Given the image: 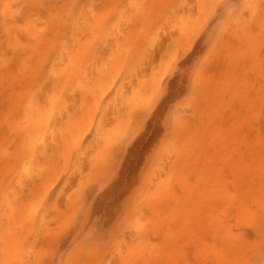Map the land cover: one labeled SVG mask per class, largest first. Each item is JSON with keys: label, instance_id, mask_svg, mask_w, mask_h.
Returning <instances> with one entry per match:
<instances>
[{"label": "rangeland", "instance_id": "1", "mask_svg": "<svg viewBox=\"0 0 264 264\" xmlns=\"http://www.w3.org/2000/svg\"><path fill=\"white\" fill-rule=\"evenodd\" d=\"M193 1L188 0L189 10L187 11L188 13L190 12L189 14L191 16H187L188 17L187 20L189 22L186 21V23H188V26H189L188 28L191 29V31H189V29L188 30L184 29L183 27L181 28L180 27L181 22L177 21L178 22L177 23L175 20L174 21L176 23L174 22V27H171V28L169 27V24H171L170 22H168L169 23L168 25L165 24L166 26L164 25V27L170 28L169 29L170 31L166 33L165 35L164 32H167L168 28L167 30H165L166 28L164 27L162 28V31H161L162 35L161 34L159 36L157 35V38L159 37V40L156 38L157 41L153 43V45L151 44L152 46L150 45L149 48L146 47L145 49L146 51L144 50L145 52H147L145 53V55L146 54L147 55L145 57L146 59L142 60L143 65L141 62L140 63L138 62V64L136 65L137 63L136 62L135 63L136 67L132 66L135 70L131 66L129 68L128 62L126 61V59H123V56H125L126 54V50L124 49L125 52L122 53L120 51L119 53V48L114 43L115 44L114 46L116 49H118V51L115 49L113 51L116 52L117 55L121 53L124 54L122 55V57L120 55L119 57H117V55L111 50L113 49L111 48L113 46V44H111L113 42L111 41L112 36L108 34L105 35V38H104L105 45L104 46L107 48V49L105 48L106 49L105 51L107 52L108 50V52H111L110 54H112V56L109 53L108 54L110 57L112 58L114 57V58L109 59L108 58L109 56H105L108 59L105 58L104 61L102 60L104 63L107 60L105 64L106 66L108 65V67H106L104 64V66L106 67L105 69L106 71L103 70L104 68H102V65H99L101 70L96 69L98 71H101L102 73L101 75L104 79L102 82H104L105 80L107 82L106 83L107 85L105 84L107 88H105V86L101 88L102 91L104 92L101 95H99L100 93H98V99H96V101L102 99L99 97V96L102 97V95L104 98H106V100L108 99V97L113 98L112 101H110L111 106L109 108V111L106 112V116L104 115V117L106 118L102 120L103 115L101 114L102 110L100 109H103L106 106L104 104L109 102V100L111 99H108L106 103L104 99H102V102L100 100L99 102H101V105L100 103H98L97 108H95L96 104L94 105L92 104V109L90 110V116L91 115L93 116L91 118V122L88 123L90 124L89 126L91 127L90 129H88L89 131H87L89 132L87 133L88 136H86L87 142H92V145L90 143L89 148L86 152L87 155L83 159V163H85L84 164L85 168L83 167V169L85 172L82 169L83 173L80 170L81 173L76 172L75 176L73 174L71 176L70 171L71 170L73 171L75 169L71 165L74 162V159L72 160V158L74 157L71 156L72 157L71 159L68 158L70 159L71 162L67 161L68 159L64 160L66 161V164L63 163L62 161L63 157L59 158V165L61 166V164L63 163V166H62L63 169H65L68 172L63 170L61 167V170H60L61 172L60 171L59 172L62 175L58 172L60 174V176L57 178L58 180H56V182L51 183V186L49 188V193H51L50 196L52 197L53 205L54 206L56 205L59 207L58 209H61V210H56V206H55L54 210L52 209L53 212L51 211V213L53 216L59 217L58 220H59V223L62 224V228L70 227V229L68 230L69 231L68 239H60V238L57 239L56 238V239H53L52 242H50L49 244H46L43 246L42 245L36 246L33 252L35 251L37 254L35 252L34 253L32 252L33 255L32 254H30L31 256L29 255V257L31 258V259L29 258L30 264H32L33 262H35L34 260H36V258L33 260V258L35 257L34 254L38 255L39 253L40 255H42V257L38 255L37 259L39 257L42 263L41 261H38V260L36 261L41 264H49V262L51 263L53 261L52 260L53 258L51 256L54 254H55L54 257L56 259L53 264H61L62 261L66 262L70 259L72 260L83 259L87 261V264H96V263L97 264H261V261H264V250H262L261 243H260L261 234L264 233V230H263L264 229V204L263 203L261 204V208H260V202H261L260 199L261 198L264 199L263 197L264 191H262V189L260 190V193H257L256 195H254L255 196L254 199L252 197L250 199V201H252V199L254 201L256 200L255 202L254 201L252 202L253 204L252 206H254L252 210L253 212L255 210L258 213L257 214L256 212H254V216L258 215L259 218H257L256 216L255 217L253 216V222L251 220L245 226H241L242 227L241 233L242 232L243 233L240 236L242 237L243 242L240 244L239 247L235 248V250L230 251V257H228L229 255L228 256L226 255V257H223L222 259L223 261L220 262L218 260L219 263L216 262L217 261L216 259H215L216 261H212L213 260L212 258H214V255L211 254V252L213 251L210 250L212 249V244H213V241H212L213 239L211 240L212 236L209 234H204V236L207 235L204 238L203 234L200 233L198 237L199 227L201 229V226H205L206 224H208L211 219L210 218L211 214L212 216H214L216 210H217L216 211L217 214L222 213L223 209L221 205L223 203L225 204L227 201V199H225V202H223L225 195L227 197L228 192H229V190L227 191L226 187L224 186H227V187L229 186V189H230V179H229L230 165H227L226 163V160L230 161V142H227L221 145L215 144V142H213V145H210L209 147L208 153L206 151L202 155H197L195 152L189 155L186 159V165H187L186 168L188 167V169L192 173H186L185 174L186 176H181L183 178L188 177L189 179L187 178L186 180V178L185 179L181 178V180L178 181V177L180 176L178 169H176L178 170L176 172L178 174L176 173L173 174V172H171L172 175L171 176L168 175L169 171H171L170 167L176 163L179 157H181L180 153H181V150H183V149H179L181 147V144L183 145L185 143L184 146H186L185 147L186 149L189 147L188 144L186 145V142L183 143L182 140H186L184 137L180 141L179 139H181L180 133L182 134V129L184 127L186 128L185 129L186 131L184 130L185 137L188 136V134L190 133V132L187 133L188 130L189 131L192 130V129L190 130L189 128L187 129V126L190 124L193 126L194 124H213V125L217 124V126L218 124H220L219 126L222 125L226 131L227 129H230V123L237 124L236 122H239V123H244L248 125L250 124L249 126L251 127V129L248 126L249 129L247 127V130H248L249 136L252 134L251 138L254 136L257 138L256 135L258 134V136H260L262 134V131H264V117H262L261 115V101L262 99H264V31H263L264 30V25H263L264 24V13L257 11L258 16L257 14H255L256 16L254 17L251 13L245 16L244 13L240 10H237L235 12H228V11L222 10L219 7L220 5H223L229 2L234 3V4L243 5L247 3L248 0H209L207 1V3H206V0L205 2H203L204 0L202 1L199 0L201 2L198 1V3H197V0H193ZM257 1L255 0V3H257ZM260 2L261 0L258 1V3ZM198 5H201V7ZM126 9H128L127 6H126ZM5 10L6 8L2 9V13L0 14V19L4 17ZM235 19L236 21L238 20V22H235L234 21ZM189 23L192 25H189ZM209 24H212L211 29L208 28ZM234 24L235 25L237 24V26H235ZM238 24L240 25V27ZM171 25L173 26V21ZM184 25H187V24L184 23ZM247 25L248 26L252 25L253 28L252 27L250 28V26L248 27ZM236 27L237 28L239 27L245 30V34H242V31H241V36L244 35L243 37H240V34H239L240 32L236 31L239 28L237 29ZM181 29L182 31L184 29L187 32H184V35H183L180 32ZM130 31L131 29L129 30V32ZM213 32H215L219 36V39L218 40L213 39L212 42L209 44L207 42L209 38L212 36ZM259 32H261L260 36L262 38L260 36H257ZM132 33L133 32H131V34ZM245 35H247V37H245ZM113 38H115V36H113ZM105 40L107 42H105ZM256 40H257V43H256ZM260 41L262 42L260 43ZM242 43L244 45H241ZM107 46H109L111 49ZM193 48H196L198 52L201 51V49H203L204 53H208L209 49H212V51L208 54L206 62L202 64L199 68L190 67L188 69V75L185 76L183 83L181 84L179 79H174L171 76V74L168 72V67H169L170 62H172L175 59L177 54L180 55V60L182 62L184 59L188 57V55L190 54ZM108 54L106 53V55ZM121 58L124 60V62H127V65L126 63L123 64L124 62ZM113 60H114V63H113ZM115 62H117L116 63L117 65L115 64ZM151 62H153V64ZM111 64L113 66H111ZM114 65H116L115 69H119V68L120 69L114 71ZM127 68H129V70L131 71H129ZM96 70L94 71L95 74H97ZM108 71L110 72V75L107 74ZM132 71H135V72H132ZM103 74H107V76L104 77ZM126 75L127 76L129 75V76L127 77ZM95 76H92V78ZM109 76H111L112 78H110ZM113 77H115L116 80ZM108 78L110 79L108 80ZM110 80L115 81L116 84ZM145 82L147 84L158 83V85L157 84L152 85L151 88L153 89L148 90L149 91L148 92L146 89H144ZM161 84L164 85L166 92L170 91V95H167L166 98L157 97V92L160 89ZM141 85L143 88H141ZM116 86L120 88L119 92H118L119 88L117 89ZM112 88L117 89V92L114 91V89ZM146 88L148 87L146 86ZM108 89L109 91H107ZM138 90L140 91L138 92ZM152 91L153 93H151ZM73 99H75V97ZM161 100H163V104L161 103ZM108 107H105V108L108 109ZM93 108L94 110L97 109L98 111H92ZM113 111H115V113H113ZM119 111L123 113L121 114L122 116L119 115L120 114ZM146 111H150L156 115V119L151 121L150 125L148 126L147 134L146 135L137 134L134 139V146L132 147H128L127 145H124V142L128 139V137L132 136L133 133L136 131L137 123L140 120L141 116ZM108 112L109 114L107 115ZM116 115H119L120 119L121 117L123 118L122 124L124 123L126 126V127H123L124 130H122L123 125L120 126L121 127L120 129H118L119 128L118 126L121 123L119 124L117 119L114 120L115 117L118 118V116ZM95 116L97 117V119ZM101 120L104 121V123L102 122L103 125L102 124L101 125L104 127L107 126L108 129H110L108 130L106 127V129L104 128L105 130H102L101 132L102 135L104 136V137L103 136L101 137H103V139L106 142H104V140L99 139L100 135L98 131L102 129L101 128L99 130V127H100L99 124L101 123ZM125 121L127 123H125ZM116 123H118L119 125H117ZM183 124H185L184 127L182 126L183 128L179 126ZM116 127H118L117 131L121 130V133H118L119 131L117 133L116 131H114ZM0 128L2 129V131L0 129V133L2 132V134H0V186L2 187V188L0 187V264H10V263L13 264L11 260L12 259L14 260V257L17 255L13 254L11 256L10 255L11 252L8 253V249L9 247L11 248V250L14 249L15 248L14 245H16L14 241V239H16L15 237H17L18 239L22 235L21 226H20L21 223L19 224V222L21 221L18 219V215H17L18 220L15 221V218H16L15 215L21 210H23L24 208H26L27 206H28L27 207L28 209H24V210H29L31 208L32 204H29V205L26 204L27 205L26 206L23 204V202H20V201L21 199L23 200L24 195L25 197H27L28 193H30L32 190H30L31 188L29 187L22 188V190H20L21 188L19 186H16L17 183L15 180L13 182V180L10 181L11 180L10 178H9L10 180L8 179L6 172H8L7 167H8L9 160L12 158L11 156H13V154L18 155L20 154L21 150H24L25 145L23 146L21 143H24L23 140H25V143L28 141V135L26 137V134L28 133L26 132V134L23 135L25 133L23 131V134H21L22 132H20L19 129L15 125L12 126V124L11 125L10 124H0ZM97 128H98V131H96ZM254 128L257 130L259 129V130L257 131ZM125 129H126V132H125ZM106 130H108V133L110 134H107ZM96 132L98 133V135ZM258 132H260L261 134ZM21 135L23 136L22 139L21 137H19ZM222 136L224 137L225 135H222ZM106 137L107 138L112 137V139L114 137L115 140L113 139L114 140L113 141V140L107 139ZM95 138L99 139V142L100 140L103 141V143L105 144L101 143V146H100L99 145L100 143L98 144L97 143L98 140L96 141ZM92 140H94L95 143H93ZM109 140L112 142H109ZM221 140H224V139H221ZM253 140L254 139L252 138V141ZM121 141L122 143H120ZM26 145L30 147L28 143ZM122 145L124 146V150L120 151L119 149L122 148ZM174 145H176L177 147H175ZM106 146L109 148H107ZM252 146L255 151L259 150L258 145L256 146L252 144ZM90 147L92 148L91 150H89ZM17 148H20V149L17 150ZM98 148H100L101 150ZM112 148L114 150H112ZM216 150H218V153H219V156L217 159H215L213 156V153L215 154ZM74 151H76V149ZM74 151L70 154L76 155ZM61 152L65 153L66 151L61 150ZM177 153H178V156H177ZM225 153L228 156H225V159H224L223 155H225ZM9 154H11V156ZM170 156L172 157L170 158ZM89 157L91 158V160ZM8 158L10 159L8 160ZM252 161L250 163H252ZM114 163L116 164L115 171H113V167H111L113 166ZM252 165L254 167V163ZM167 166L168 167L170 166L169 167L170 169L169 168L167 169ZM69 167L70 168L72 167V169L69 170L70 169ZM201 167L206 168V169L218 168V169L223 170V172L225 173V176L223 174L225 178L221 176V178L219 177L216 179L213 176H210V174H208L210 177H212L210 178L208 176L209 179L211 180L213 179V183L216 181L219 185L220 183H223L222 185H224V186L220 185L221 187L220 186L218 187L216 183L217 187H215V189L218 188V191L221 190V191L227 192V193L223 192L225 195L222 194V192L221 193L219 192L220 194L224 195L223 197H221L223 201L220 203L222 204H219V201H221L219 200L218 204L220 206L219 205H217L216 207L213 206L216 210L212 207V209H214L215 211L213 210L214 213H211V214H209V212L212 210V209L210 210V207H209L212 204L210 202H209L210 203L209 205H208V202H206L207 203L206 205H203L205 206V208H203L201 206L202 204H200L199 205L200 207H198L197 209V205L200 201L201 202L203 201L202 203L205 202L203 200V196L201 197V195H204L205 193L204 190H206V192L207 190L213 191L212 189L214 188V187L211 188L213 184L212 181L209 183L210 180H208L207 178H204V177H207V175L202 176V178L200 177L201 175L198 176L199 178L196 177L197 176L196 173L197 171H199ZM62 170L64 171V173ZM193 172H196V173L194 174ZM96 173H99L100 175L102 174V176H99V174H96ZM68 174L71 177L73 176L74 177L73 179H71L70 183H67L68 184L67 186L66 179L70 178ZM199 174L200 173H198V175ZM258 175L259 177L257 180L262 181L261 184L263 185V188H264V184H263L264 174L263 175L258 174ZM5 176L7 177V181H6ZM167 178L168 180L170 179L169 181L172 182L173 188H176L174 196L176 195V193L177 195L176 197L173 196V200L176 199V201L175 202L172 201L171 203V200H172L171 198L170 200L164 203L163 201H161L162 203L158 205L159 201L157 202L156 200L160 199L161 194H162L161 192L166 191L164 190L165 187L163 188L164 185L162 186L161 184L164 181L166 182L165 179ZM200 179L201 180L203 179L202 180L203 183L206 182L205 187L201 186L203 185V183H201ZM219 179L222 180L223 182L220 181ZM205 180H208V181H205ZM228 180L229 182H227ZM160 182L161 184L159 185ZM1 184L6 185V187L2 186ZM12 184H15L16 188L14 187V185L12 186ZM165 185H168V184H165ZM158 186L159 187L161 186L163 188V191H162V188L160 189L158 188ZM208 186H210L211 189ZM186 187L188 188V191L187 189H185ZM203 187H204V190H203ZM206 187H208V189H205ZM200 189H202L201 192L203 194L199 192ZM14 193L15 195L16 194H20V195L13 196ZM60 193L62 196H60ZM157 193L159 194V196H157L158 195ZM210 193L212 194V192ZM210 193L209 195H211ZM213 193L215 194L216 192H213ZM6 194H9V195H7L6 197ZM21 194L23 195V197ZM195 194L196 196H198L197 194L199 195L201 194L200 195L201 199L199 202H198L199 199L197 200L199 196L196 197ZM217 194H215V196ZM58 195L60 196V198ZM184 195L187 197L190 195L192 199L191 197H188L189 200L185 199L187 202L183 201V199L186 198L184 197ZM206 196H207V193L204 196V199L208 197ZM215 196L213 197L210 196L211 198L210 197L208 198L213 202L214 200L213 198L218 199L220 195H218V197L217 196L215 197ZM53 197L55 198L53 199ZM259 197L261 198L259 199ZM14 198L16 199L14 200ZM263 199L261 200L264 201ZM14 201H16L17 203ZM183 202L184 203L186 202V204L187 203L188 204L185 206ZM20 203L21 205H19ZM72 203L75 206L74 209L76 211L73 210V207H74L73 206L72 210L70 212L69 211L67 212L66 211L68 210L67 204L69 205L71 204L70 206H72ZM82 203H83V206H82ZM195 203L197 204L195 205ZM256 203L259 204L258 207L256 206L257 205ZM35 204L36 202L34 203V205ZM8 205H10L11 208ZM32 208H35V206ZM205 210H207L208 213L205 212ZM200 211H202L201 212L202 214L200 213ZM11 212L12 213L14 212L16 214L14 215ZM168 213L169 215L171 214L172 216V217L170 216L171 219L176 220V218H180V219L183 218V220H181L182 222H178V221L173 222V220L171 222H167V217H168V221L171 220L169 218ZM204 213L206 214L204 215ZM10 214H12L14 220ZM185 216H186L187 221L184 220ZM144 217L146 220L151 219L153 221H156L158 224V228L156 229L157 234L160 231H162V233L160 232L161 234L159 233V235H155L156 237L153 236L150 239L151 241L150 240L147 241L148 244H145V243L139 244L138 241L140 240V237L137 235L136 223L140 218L141 220L145 222L146 220L143 219ZM197 217H199L200 219L199 222H197L198 220ZM84 221H86L87 227H86V230L84 231L86 233L84 234L83 232L82 234V232L79 229H81L80 224L84 223ZM184 221H186V223ZM14 222L15 223L18 222L17 225ZM163 223L164 224L166 223V224L164 225ZM196 223H198L199 226ZM202 223L203 225H200ZM254 223H256L257 225ZM52 225L54 227V224ZM174 226L177 228V231L174 233V235H170L175 231ZM179 227L181 228L180 231L182 230L181 232L179 231ZM56 228L52 229L50 232L56 233V230H57ZM92 231L94 234V235L92 234L93 236H91ZM163 231L164 232L166 231L164 235H163ZM167 232H169L168 235H166ZM18 233H20V235H18ZM87 233L91 237H89ZM78 237H81V238H78ZM202 237L204 239L200 240V238ZM87 239H88V242L86 241ZM80 240H82V243H80ZM101 242H103V245L101 244ZM207 243H208V246H210L208 247L210 249L206 248ZM10 244L11 245L13 244V248L9 246ZM82 245H85V247L84 246L82 247L84 248L85 252L79 253V249L81 248ZM203 245L205 246L203 247ZM6 248H7V255L5 253ZM82 248L81 250L83 251ZM12 253H14L13 250H12ZM225 254H229V253H227L226 251L224 252V256ZM8 255L10 256L8 257ZM43 256L46 258L41 259L43 258ZM49 257L51 259H48ZM246 259H247V262H246ZM16 261L15 262L13 261L14 264H17ZM37 262L33 264H38Z\"/></svg>", "mask_w": 264, "mask_h": 264}, {"label": "bare ground", "instance_id": "2", "mask_svg": "<svg viewBox=\"0 0 264 264\" xmlns=\"http://www.w3.org/2000/svg\"><path fill=\"white\" fill-rule=\"evenodd\" d=\"M198 1L199 0H197V3H198ZM201 1H199V2H201ZM207 1H209V0H206V3H207ZM258 1H257V4H259ZM203 2H205V0ZM203 2H202V4H203ZM40 4H53V5H55V4H69V5L75 4V5H81L83 7L82 8H76V9H71V8L58 9V8L34 7L35 5H40ZM99 4H106V5H110V6H119V7H110L107 10L106 21L102 24H98V23H93L90 20V18H89L90 12L88 10V6L89 5H99ZM126 6L128 7V9H126ZM198 6L201 7V5H198ZM188 7H189L188 0H108V1H106V0H0V14L2 13V9L6 8L5 13H4V17H2L0 19V124H10V125L12 124V126L15 125L19 129V131L22 132L21 134H23V131L25 132L23 135H25L26 132L28 133V134H26V137L28 135V141L25 143V140H23V142L25 144L21 143L23 146L25 145V148L22 146L24 148V150H21L20 154H18V155L12 153L13 156H11V154H9L12 158L11 159L8 158V160L9 159L10 160H9V163L7 161V163H8L7 171L8 172H6V173H7L8 179L9 178L11 179V180L9 179L10 181H12V180H13V182H14V180L16 181V183H17L16 186H19L21 188L20 190H22V188H26V187H29V188H31L30 190H32L30 193H28L27 197H25V195H24L23 200L22 199H21V201L19 200L20 202H23L24 205H26V204L27 205H29V204L34 205V203L36 202V204L34 205L35 208H32L34 206L31 205L32 209L29 207L30 208L29 210H24V209H28L27 208L28 206L26 205L27 206L26 208L21 210L23 208L22 207L20 209L21 211L19 210L20 211V212H18L19 214L11 212L14 215L16 214L15 215L16 216L15 221L18 219L21 221V222H19V224L21 223L20 226H21V234H22L20 238L17 239V237H15L16 239H14L15 244H16V245H14L16 249L15 248L12 249L14 251V253H12V250L9 247V246H11L13 248V244L12 245L10 244L9 246L7 245L9 247V249L11 250L10 251L8 249V253L11 252V254H10L11 256L13 254L17 255V256H15L17 259L13 256L14 260L13 259L11 260L13 264L16 260H17L16 261L17 264H30L29 263V261H30L29 255L32 254V252L36 246H39V245L43 246V245L49 244L50 242H52L53 239H56V238L57 239H59V238L60 239H68V235H69L68 230L70 229V227L62 228V224H60L59 220H58L59 217L53 216L51 213V211L53 212L54 207L56 205L55 206L53 205V200H52V197L50 196L51 193H49V188L51 186V183L56 182V180H58L57 178L61 174L60 173L61 167L63 166V163L66 164V161H64V160H66L68 158L71 159L72 158L71 156L74 157V158H72V160L74 159V162H73L74 166H73V164H71V165H72V167L75 168V169L73 168L74 169L73 171L71 170L72 167L71 168L69 167L70 169L68 168L69 170H71L70 171L71 176H72V174L75 176L76 172L78 173V172H80V170L82 172V169H83L84 164H85V163H83V159L87 155L86 152L89 148L90 143L92 145V142H87V137H86V136H88L87 133H89L87 131H89L88 129H90V127H91V126H89L90 124H88V123L91 122V118L93 116V115L90 116V110L92 109V104L93 105L96 104L95 108H97L98 103H100V105H101L102 99H104L105 103H106V101H108V99H111V100H109V102H107L109 107H108L107 103L104 104V105H106L105 107H108V109H106L104 107L106 110L103 108L105 110V112L103 109H100V110H102L101 114L103 115L102 120H104L106 118V117H104V115L106 116V112L109 111V108L111 106L110 101H112L113 98L108 97V99L106 100V98H104L102 95V97L99 96L100 98H102V99L99 98L101 100V102H99L100 100L96 101V99H98V93H100L99 95H101L104 92V91H102L101 88H103V86H105V88H107L106 87V85H107L106 80L104 81L105 83L102 82L104 79L101 75L102 74L101 71L96 70V69H100L99 65H102V68H104L103 69L104 71H106L105 69H106V67H108V65L106 66V64H105L107 62V60L105 63L103 62L104 59L107 58L105 56H109V54L111 53V52H108V50H107V52L105 51L107 49L104 46L105 45V43H104L105 35L108 34V35L112 36L111 41H113L112 43L109 41L111 44H113V46L111 47L113 49H111L109 46H107V47H109L112 51L114 49L118 51V49H116L114 46L116 44V46L119 48V53H120V51L123 53L126 50V54H125V56H123V59H126V61L128 62L129 68H130V66L136 67L135 66L136 62H137L136 63V65H137L138 62L142 63V60L146 59L145 58L147 55V54L145 55V53H147V52H145L146 47L149 48L151 44L153 45V43H155L157 41L156 40L157 35L158 36L160 34L162 35L161 31H162V28L164 27L165 24L168 25L169 24L168 22H170L172 24V21H173V26L171 24H169V27L171 28V27H174V22L178 21V22H181V26L179 25L181 28L183 27L184 29H187V30L189 29L188 23H186V21L189 22L187 20L188 19L187 16H191L189 14L190 12L188 13V11H187V10H189ZM192 10H193V8H192ZM259 14H260V12H259ZM54 16L58 17V19H56L55 21L53 19ZM113 16L115 17L114 19L112 18ZM257 16H258V14H257ZM256 18H258V17H256ZM234 21L238 22V20L236 21V19ZM183 22L187 25H184ZM189 25H192V24L189 23ZM235 26H237V24ZM249 26H250V28L252 27V25H249ZM239 27H240V25H239ZM160 28H161V30H160ZM164 28H166V27H164ZM167 28L165 30H167ZM170 28H168L167 32H164L165 35H166V33H168L170 31L169 30ZM130 29H131V31L129 32ZM184 29H183V31H182V29L180 31L183 35H184V32H187ZM239 29L236 31L240 32L239 33L240 37H243L244 35L241 36V31H242V34H245V30L242 28H239ZM124 30L125 31L128 30L127 31L128 33L125 32ZM189 31H191V29H189ZM256 31H258V30H256ZM107 32H109L110 34ZM131 32H133V33L131 34ZM260 33L261 32H259V34L257 36H260L261 35ZM246 34H248V33H246ZM113 36H115V38H113ZM245 37H247V35H245ZM179 38H181V37H179ZM157 39L159 40V37ZM106 40H105V42H107ZM114 40H115V42H114ZM177 40H178V38H177ZM261 42L262 41H260V43ZM256 43H257V40H256ZM241 45H244V44L242 43ZM245 47H247V46H245ZM122 49L123 50L125 49V50L123 51ZM106 53L107 54L109 53V54L106 55ZM114 53L116 54V52H114ZM122 53L119 54L121 57H122V55H124ZM245 53H247V52H245ZM256 53H258V52H256ZM110 55L112 56V54H110ZM119 55H117V57H119ZM117 57H115V58H117ZM108 58L113 59L114 57L112 58L109 56ZM136 59H137V61H136ZM117 62H115V64ZM123 62H124V60H123ZM127 62H124L123 64L126 63V65H127ZM153 62H151V63L153 64ZM99 63H101V64H99ZM113 63H114V60H113ZM104 64L106 67L104 66ZM109 65H110V63H109ZM116 65H114V71L120 69V68L115 69ZM142 65H143V63H142ZM111 66H113V65L111 64ZM110 67H109V69H110ZM129 68H127V69L129 70ZM95 70H96L97 74H95V72H94ZM109 71L107 73L108 75H110ZM129 71H131V70H129ZM132 72H135V71H132ZM93 74H95L96 76ZM107 74H103V76L105 77V76H107ZM92 76H95V77L92 78ZM130 76H131V74H130ZM109 77L112 78L111 76H109ZM110 78H108V80ZM113 78H115V77H113ZM115 80H116V78H115ZM110 81H112V80H110ZM112 82L115 83V81H112ZM146 82L144 83V85H145L144 89H146L147 91L150 89H153V88H151L152 85H156V84L158 85V83L147 84ZM146 86L149 89L146 88ZM111 87H112V85H111ZM122 87H123V85H122ZM114 88H112V89H114ZM118 88L119 87H117V89ZM141 88H143L142 85H141ZM117 89H114V91L117 92ZM119 90H120V88L118 89V92H119ZM107 91H109V89ZM139 91L140 90H138V92ZM105 93H106V91H105ZM151 93H153V91ZM74 97H75V99H73ZM105 97H106V95H105ZM100 110H99V112H100ZM117 110H115V111H117ZM92 111H98V110L97 109L94 110V108H93ZM115 111H113V113H115ZM119 112H118V114H119ZM108 114H109V112L107 113V115ZM121 114H123V113L120 112L119 115H121ZM119 115H116V116H118V118L115 117V119H114V117H113L114 120L117 119L119 124L121 123L120 125L118 123H116L117 125H119L118 126L119 128L116 127V129H114V131H116V133L119 131V130L117 131V128L118 129L121 128L120 126L123 125L122 128L126 127L124 123L122 124L123 118L121 117V119H120ZM123 117H124V115H123ZM235 117H236V115H235ZM128 118H129V116H128ZM96 119H97V117H96ZM118 119H120V120H118ZM102 120H101V123L99 124L100 127L98 126L99 130L101 128L102 129L100 131H98V128H97L96 131H98V133L100 135L99 139L104 140L103 139L104 136L102 135L101 132H102V130H105L107 126H105V127L102 126L103 125L102 122L104 123V121H102ZM92 122H93V120H92ZM231 122H232V120H231ZM125 123H127V122L125 121ZM236 123L237 124L230 123V129H227V131L225 130V128L222 125L219 126L220 124H218V126H217V124L216 125L215 124L214 125L213 124H194V126L190 124L191 126L188 125L189 127L187 126V129L189 128L190 130L191 129L192 130L191 131L188 130L187 133H189V132L190 133L186 137L184 134L186 131L185 130L186 128L184 127L185 124L179 125L181 127L182 126L184 127V128L182 127L183 128L182 134H184V135H182L180 133L181 139H179V137H178V139L180 141L184 137L186 140H182V141H183V143L186 142V145L188 144L189 147L186 149L185 148L186 146H184L185 143L183 145L181 144V147L179 148V149H183V150H181V153H180L181 157H179V159L176 161V163L174 161L175 164L173 163L174 164L173 166H171V167L169 166L171 168V171H169V174L167 173L169 176H171L172 175L171 172H173V174H175L179 170L178 172L180 173L179 174L180 176L178 177V181L181 180V178L185 179L186 177L183 178L181 176H186L185 175L186 173H192L188 169V167L186 168V166H187L186 165V159L189 155H191L192 153H195V152L197 155H202L206 151L208 153L209 147H210V145H213V142H215V144H220V145L225 144L227 142H230V161L226 160L227 165H230V173H229L230 174L229 175L230 189H229V186L227 187V186L222 185L223 183H220L221 186L226 187L227 191L229 190L227 197L223 193L226 191H221V190L218 191V188L215 189V187L220 186L215 181V179L219 178V177L221 178V176H223V174L225 176V173L223 172V170L218 169V168L206 169V168L201 167L199 169V171H197V173L193 172L194 174L195 173L197 174V176L195 175L196 177L201 175L200 177L202 178V176L207 175V177H204V178H207L208 180H210L209 183L211 181L213 183V179L212 180L209 179L208 174H210V176H213L215 178L214 179L215 182L212 184V186L209 184L211 186V188L214 187L212 189L213 191L207 190V192H206V190H204V187H205V183H206L205 181H208V180H205L204 181L205 183H203V181H202L203 179L202 180L200 179L201 183H203V185H201V186H204L203 190L205 191L204 195H201V194L200 195H201V197L203 196V200L205 202L202 203L203 201L202 202L200 201V199H201L200 195L197 194L199 196V198H197V200L199 199L198 202L199 201L201 202V203L197 202L198 203L197 209H198V207H200L199 206L200 204H202L201 206L203 208H205V206H203V205H206L207 204L206 202H208V205L210 203H212L209 206L210 210H211L213 206L216 207L217 205L222 204L220 202H222L223 200H224L223 202H225V199H227L226 203L225 204L223 203L222 204L223 206L221 205V207L223 209L222 213L217 214L216 213L217 210L213 207L216 211L214 209H212L209 212V214L214 213L213 212V210H214L215 211L214 216H212V214H211L210 222L208 224H206L205 226H201V229L199 227V230H198V237H199L200 233H202L203 236H204V234H209L212 236V238H211V240L213 239L212 240L213 241L212 249L208 248V247H210V246H208V243H207L206 248L210 249L211 251H213L215 253L214 254L213 252H211V254L214 255V258H212L213 259L212 261L217 260L216 262H218V263H219V261L220 262L223 261L222 259H223V257H226V255L227 256L229 255L228 257H230V251L235 250V248L239 247L240 244L243 242V239L240 236L243 233V232L241 233V229H242L241 226H245L251 220L253 222L254 212H256L255 210H254V212L252 210V208L254 207V206H252L253 205L252 202L254 201L253 199L255 197L254 195H256L257 193H260L261 189H262V191H264L263 185L261 184L262 181L257 180L259 177L258 174H260V175L264 174V164H262V157H261V151H262V149H261V135L258 136V134H257L256 135L257 138L254 136L256 139L254 137H252L255 140V141L254 140L252 141V138H251L252 134L249 136V133L247 130V127L250 124L248 125V124L239 123V122H236ZM249 127H248V129H249ZM95 128H96V126H95ZM113 128H111V129H113ZM107 129H108V127H107ZM250 129H251V127H250ZM108 130H110V129H108ZM108 130H106L107 134H110V133H108ZM122 130H124V128ZM252 130H253V128H252ZM255 130H257V129H255ZM1 131H2V129H1ZM260 131H261V129H260ZM125 132H126V129H125ZM98 133H97V135H98ZM118 133H121V130ZM258 133H260V132H258ZM0 134H2V132ZM127 134H129V133H127ZM222 135H225L224 137H226L227 140ZM101 136H103V137H101ZM19 137H21V139L23 138L22 135ZM123 138H124V136H123ZM99 139L95 138L96 141L98 140L97 143L98 144L100 143L99 145L101 146V143H103V141L100 140V142H99ZM107 139L113 140L114 137H113V139H112V137L107 138ZM221 139H224V140H221ZM110 140H109V142H112ZM92 141H93V143H95L94 140H92ZM182 141H181V143H182ZM104 142H106V141L104 140ZM27 143H28V145H30V147L26 145ZM120 143H122V141ZM98 144H96V145H98ZM103 144H105V143H103ZM252 144H254L256 146L258 145L259 150L255 151ZM117 145H119V144H117ZM174 146L177 147L176 145H174ZM183 146H184V148H183ZM91 147L89 150L92 149ZM107 148H109V147H107ZM113 148H112V150H114ZM117 148H119V147H117ZM18 149H20V148H17V150ZM75 149H76V151H74ZM98 149H100V148H98ZM61 150L66 151L67 154H66V152L62 153ZM119 150L121 151V149H119ZM73 151H74V153H76V155L70 154ZM169 152H171V151H169ZM65 154H66V156H65ZM115 154H116V152H115ZM115 154H114V156H115ZM64 156H65V158H64ZM99 156H101V155H99ZM177 156H178V153H177ZM213 156L215 159L218 158V156H219L218 150L215 151V154L213 153ZM225 156H228V155H226V153H225V155H223L224 159H225ZM62 157H63V159H62L63 163L60 166L59 165V158H62ZM171 157L172 156H170V158ZM70 159H68L67 161H70ZM90 160H91V158H90ZM99 160H101V159H99ZM251 161H252V163H250ZM70 162H69V164H70ZM98 163H99V161H98ZM253 163H254V167L252 165ZM67 164H68V162H67ZM109 166H111V165H109ZM111 167H113V166H111ZM169 167L167 166V169ZM62 169H63V167H62ZM176 169H178V170H176ZM63 170H65V169H63ZM83 171H84V169H83ZM92 171H93V169H92ZM66 172H68V171H66ZM63 173H64V171H63ZM99 173H96V174H99ZM198 173H200V174L198 175ZM176 174H178V173H176ZM71 176H70V178L66 179V184L70 183L71 179H73L74 176L73 177H71ZM99 176H102V174L101 175L99 174ZM189 176H191V175H189ZM224 176H223V178H225ZM173 177H174V175H173ZM168 178L165 179L166 182L164 180H162L164 182L161 181L162 184H161V182L159 183V185L160 184L162 186L164 185L163 188L165 187L164 190H166V191H163V188L161 186L160 187L158 186V188H160V189L162 188V191L164 192V193L161 192L162 194H161L160 199L156 200L157 202L159 201L158 205L160 203H162L161 201H163V203H164V202H167L168 200H170L171 198H172L171 203H172V201L173 202L176 201V199L173 200V196L175 194L176 188H173L172 182L169 181L171 179V177L169 180H168ZM187 178H186V180H187ZM210 178H212V177H210ZM223 178H222V180H223ZM186 180H184V181H186ZM222 180H220V181H222ZM6 181H7V177H6ZM167 181H168V183H167ZM227 182H229V180ZM216 183H217V186H216ZM165 184H168V185H165ZM224 184H226V183H224ZM1 185L6 187V185H3V184H1ZM13 185L16 188L15 184H12V186ZM67 186H68V184H67ZM210 186H208V187L210 188ZM208 187H206L205 189H208ZM67 189H68V187H67ZM185 189H187V191H188L187 187ZM221 189H223V188H221ZM201 190L202 189L199 190L200 193H202ZM215 190H217V191H215ZM208 191H209V193L212 192V194L210 193L211 195H209ZM9 192H11V191H9ZM76 192H78V191H76ZM189 192H190V190H189ZM213 192H216L215 194L218 193L216 195L217 197H218V195H220V196L218 197V199L213 198L214 200L212 202L208 197L215 196V194ZM219 192L220 193L222 192V194L225 195V198L223 200L221 197H223L224 195L220 194ZM206 193H207L208 197L206 196L207 198H205L206 199L205 200L204 196L206 195ZM261 193H263V192H261ZM10 194H12V193H10ZM7 195H9V194H6V197H7ZM16 195H20V194H16ZM16 195H15V193L13 194V196H16ZM176 195H177V193H176ZM176 195L174 197H176ZM185 195H184V197H186V198H184L183 201H186L185 199L189 200L188 197H191V196L189 195L187 197ZM10 196H12V195H10ZM60 196H62L61 193H60ZM60 196H59V198H60ZM157 196H159V194ZM195 196H196V194H195ZM198 196H196V197H198ZM22 197H23V195H22ZM251 197L253 198L252 201H250ZM20 198H21V196H20ZM54 198L55 197H53V199ZM260 198L261 197H259V199ZM15 199L16 198H14V200ZM191 199H192V197H191ZM261 199H263V198H261ZM261 199H260V201H261L260 202V208H261V204L262 203L264 204V201H262ZM219 200H221V201H219ZM218 201H219V204H218ZM14 202H16V201H14ZM69 202H70V200H69ZM186 202L185 203L183 202L185 204V206L188 204V203L186 204ZM188 202H190V201H188ZM74 203H76V202H74ZM197 203H195V205ZM23 204H22V206H23ZM256 204H257L256 206L258 207L259 204L258 203H256ZM19 205H21V203ZM70 205L67 204V209H68V210H66L67 212L68 211L70 212L72 210V207L74 206L73 203H72V206H70ZM8 206L10 207V205H8ZM82 206H83V203H82ZM58 208L59 207L56 206V210H61ZM74 208H75V206L73 207V210H75ZM16 209H14V210H16ZM201 212L202 211H200V213ZM205 212H207V210H205ZM12 214H10V215L12 216ZM205 214L206 213H204V215ZM17 215H18V219H17ZM168 215H169V213H168ZM170 216H171V214L169 215V218L171 219L172 216L171 217ZM145 217L143 218L144 220H146ZM256 217L259 218L258 215ZM12 218H13V216H12ZM184 218H185L184 220H186V216ZM197 219H198L197 222H199V220H200L199 217H197ZM13 220H14V218H13ZM172 220H173V222H175V221L182 222L181 220H183V218L182 219L176 218V220L171 219L170 221H168V217H167V222H171ZM186 221H184V222L186 223ZM163 222H164V220H163ZM254 222H256V221H254ZM17 223L18 222H16L15 224L17 225ZM52 224H54V227ZM196 224L199 226L198 223H196ZM254 224H256V223H254ZM80 225H81V227H80L81 229H79V230L83 234V232L86 230L87 223H86V221H84V223H82ZM167 225H168V223H167ZM200 225H203V223ZM10 226H12V225H10ZM262 227H261V229H262ZM54 228L57 229L56 233H51L50 231ZM157 228H158V224L156 221L149 219V220H146L144 222L140 218L136 223L137 235L140 237V240L138 241V243L139 244H143V243L148 244L147 241L150 240L153 236L159 235L160 232L162 233V231H160L158 229L160 232L157 234V230H156ZM169 229H170V227H169ZM180 229L181 228L179 227V231H180ZM176 231H177V228L175 227V231L173 233L171 232L172 234H170V235H174V233ZM169 232H167L166 235H168ZM85 233L86 232H84V234ZM164 233H166V231L165 232L163 231V235H164ZM92 234H93V231L91 232V236L94 235V234L93 235ZM18 235H20V233H18ZM80 235H81V233H80ZM13 236H14V234H13ZM91 236L89 235V237H91ZM205 236H207V235H205ZM205 236H204V238H205ZM7 238H8V236H7ZM78 238H81V237H78ZM204 238L202 237V238H200V240L204 239ZM86 241L88 242V239ZM8 243H10V242H8ZM80 243H82V240H80ZM89 245H90V243H89ZM83 246L85 247V245H82L81 248ZM204 246L205 245H203V247ZM81 248L79 249V253H81V252L84 253L85 252L84 248H82L83 251L81 250ZM5 250H6L5 253L7 255V248ZM99 250H101V249H99ZM228 250H229V252H228ZM226 251L229 254H225V256H224V252H226ZM36 254H34L35 257L33 258V260L36 258V260L41 261L39 259V257L37 259V256L39 255L40 257H42V255H40V253L38 255H36ZM47 254H48V252H47ZM52 254H54V253H52ZM10 255H8V257ZM54 255L51 256L53 258L52 259L53 261L51 262L52 264L54 263V261L56 259L54 257ZM48 256H49V254H48ZM13 257H11V258H13ZM44 258H46V257L43 256V258H41V259H44ZM48 259H51V258L49 257ZM36 260H34V261L37 262ZM35 262H33V263H35ZM246 262H247V259H246ZM41 263H42V261H41ZM41 263H38V264H41ZM51 263L49 262V264H51Z\"/></svg>", "mask_w": 264, "mask_h": 264}, {"label": "snow or ice", "instance_id": "3", "mask_svg": "<svg viewBox=\"0 0 264 264\" xmlns=\"http://www.w3.org/2000/svg\"><path fill=\"white\" fill-rule=\"evenodd\" d=\"M34 7L39 8H58V9H64V8H82L81 5H69V4H40L35 5ZM110 7H119V6H110L106 4H99V5H89L88 10L90 12V20L93 23L102 24L106 21L107 18V10ZM222 10L228 11V12H235L237 10H240L244 13L245 16H247L249 13H251L253 16L257 13V11H260L264 13V0H261L259 4L255 3V0H248L247 3L243 5L234 4V3H225L223 5L219 6ZM115 18L114 16L112 17ZM54 21L58 19L57 16L53 17ZM214 23V21H213ZM208 28H212V24L208 25ZM213 39L218 40L219 36L213 32L212 36L209 38L207 43H211ZM212 51V49L208 50V53H204L203 49L201 51H197L196 48H193L188 55L186 59H184L182 62L180 60V55L177 54L175 59L170 62L168 67V72L171 74V76L174 79H179L181 84L183 83V80L186 75H188V69L190 67L199 68L202 64H204L207 60L208 54ZM187 66V67H186ZM167 95H170V91L166 92L164 85L161 84L160 89L157 92V97H167ZM161 103L163 104V100H161ZM261 115L264 117V99L261 101ZM156 119V115L150 111H146L140 118V120L137 123L136 131L133 133L132 136H129L128 139L124 142V145H127L128 147L134 146V139L137 134L140 135H146L148 132V126L150 125L151 121ZM261 157H262V164H264V131H262L261 134ZM124 150V146L122 145L121 151ZM113 171H115V163L113 164ZM260 243L262 250H264V233L261 234L260 237ZM103 245V242H101ZM61 264H87L86 260L83 259H75V260H68V261H62ZM261 264H264V261H261Z\"/></svg>", "mask_w": 264, "mask_h": 264}]
</instances>
